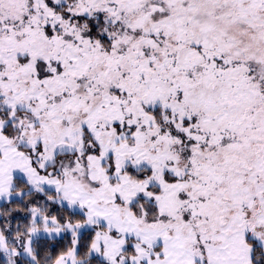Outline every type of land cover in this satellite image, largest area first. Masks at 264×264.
<instances>
[{
  "label": "snow or ice",
  "instance_id": "snow-or-ice-1",
  "mask_svg": "<svg viewBox=\"0 0 264 264\" xmlns=\"http://www.w3.org/2000/svg\"><path fill=\"white\" fill-rule=\"evenodd\" d=\"M0 264H264V0H0Z\"/></svg>",
  "mask_w": 264,
  "mask_h": 264
}]
</instances>
